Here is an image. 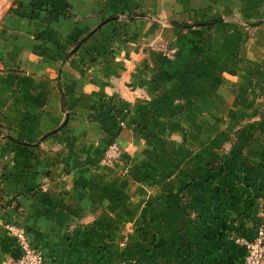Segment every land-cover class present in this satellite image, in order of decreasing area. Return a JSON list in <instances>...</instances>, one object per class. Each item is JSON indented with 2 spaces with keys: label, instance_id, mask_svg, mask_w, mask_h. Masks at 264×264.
Masks as SVG:
<instances>
[{
  "label": "crops",
  "instance_id": "crops-1",
  "mask_svg": "<svg viewBox=\"0 0 264 264\" xmlns=\"http://www.w3.org/2000/svg\"><path fill=\"white\" fill-rule=\"evenodd\" d=\"M147 2L202 25L175 34L172 70L159 54L54 70L35 24L12 14L1 28L26 70L0 68V264L20 255L11 223L47 264L243 263L264 198V0ZM112 142L123 155L105 164Z\"/></svg>",
  "mask_w": 264,
  "mask_h": 264
},
{
  "label": "rangeland",
  "instance_id": "rangeland-1",
  "mask_svg": "<svg viewBox=\"0 0 264 264\" xmlns=\"http://www.w3.org/2000/svg\"><path fill=\"white\" fill-rule=\"evenodd\" d=\"M99 1L102 5L101 10L97 13L93 10L87 13L86 9L94 7ZM108 1L112 0H83L82 4L75 0H0V30L1 28L14 30L10 28L9 22L12 14L15 15L14 17L31 21L35 24L31 33V38L37 46L35 49L39 52L44 51L43 47L51 41V52L46 53L51 54L52 63L56 66L54 70H65L68 66L75 69L77 62H84L87 67L93 63L101 65L104 63L107 70H124L126 65L131 64V69L137 70L144 61L149 62L154 54H159L161 62L168 64L169 68L165 70H172L181 55L180 46L174 42L177 38L175 34L178 31L188 33L202 26L180 21L179 14H176L173 19L161 18L158 8L149 6L147 0H113L110 4ZM91 4L94 5L91 6ZM97 17H99L98 24L90 23L91 25L89 24L86 28L81 26L82 23ZM215 21L217 20L209 23L212 24ZM141 22L148 27L141 26ZM173 22L179 26L181 24L190 26V28L174 26ZM75 30L78 31L77 34ZM59 35L62 38L57 40ZM10 37H12L11 40L16 39L12 35ZM39 42L44 45H40ZM201 43L203 41L192 46L190 51L200 52ZM0 45L4 53H0V68L3 67L1 70H26L23 63L11 58V43H0ZM39 45L41 48L38 47ZM8 57L11 63L5 62ZM38 61L47 62L40 56ZM152 61L153 64L157 62ZM153 64L151 66H154ZM112 105L103 101L100 103V109L108 111L110 108V113L114 112L117 115L119 112L116 110L117 106L113 108ZM124 108L130 111L129 108ZM92 111H96V107H93ZM119 123L120 126L126 127L123 120H119ZM263 200L264 198H261L257 203L258 219L255 222L257 235L248 241L256 240L260 230L264 231ZM10 226L24 228L23 225L16 223L9 224L8 229ZM10 236L13 238L11 232Z\"/></svg>",
  "mask_w": 264,
  "mask_h": 264
},
{
  "label": "built area",
  "instance_id": "built-area-1",
  "mask_svg": "<svg viewBox=\"0 0 264 264\" xmlns=\"http://www.w3.org/2000/svg\"><path fill=\"white\" fill-rule=\"evenodd\" d=\"M123 125V124H122ZM123 155V149L118 142L110 143L105 149L103 161L105 164L117 162ZM125 172V171H124ZM10 232L20 250L19 257L13 264H47L41 251L32 246L24 228L10 226ZM264 231L260 230L256 240L248 241L240 239L239 243L245 248V256L242 264H263L264 262Z\"/></svg>",
  "mask_w": 264,
  "mask_h": 264
},
{
  "label": "trees",
  "instance_id": "trees-1",
  "mask_svg": "<svg viewBox=\"0 0 264 264\" xmlns=\"http://www.w3.org/2000/svg\"><path fill=\"white\" fill-rule=\"evenodd\" d=\"M173 25H174V26H177V27H180V28H184V29H188V28H190V26L183 25V24H181V25L179 26V24H176V23H174V22H173ZM62 96H63V99H64V95H62Z\"/></svg>",
  "mask_w": 264,
  "mask_h": 264
}]
</instances>
